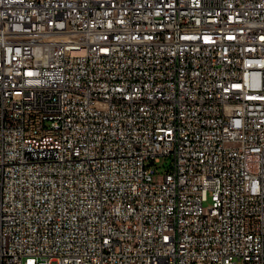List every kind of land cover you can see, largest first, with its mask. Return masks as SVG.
Returning <instances> with one entry per match:
<instances>
[{"label": "built area", "instance_id": "obj_1", "mask_svg": "<svg viewBox=\"0 0 264 264\" xmlns=\"http://www.w3.org/2000/svg\"><path fill=\"white\" fill-rule=\"evenodd\" d=\"M0 264H264V0H0Z\"/></svg>", "mask_w": 264, "mask_h": 264}, {"label": "rangeland", "instance_id": "obj_2", "mask_svg": "<svg viewBox=\"0 0 264 264\" xmlns=\"http://www.w3.org/2000/svg\"><path fill=\"white\" fill-rule=\"evenodd\" d=\"M207 204H208V202L204 203V205H207Z\"/></svg>", "mask_w": 264, "mask_h": 264}]
</instances>
